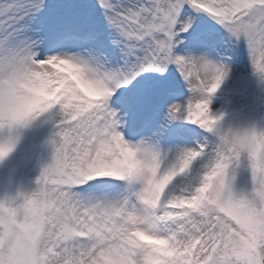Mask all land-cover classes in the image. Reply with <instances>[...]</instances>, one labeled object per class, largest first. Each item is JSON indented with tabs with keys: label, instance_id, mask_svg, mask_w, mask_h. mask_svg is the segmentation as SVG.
<instances>
[{
	"label": "snow or ice",
	"instance_id": "1",
	"mask_svg": "<svg viewBox=\"0 0 264 264\" xmlns=\"http://www.w3.org/2000/svg\"><path fill=\"white\" fill-rule=\"evenodd\" d=\"M0 264H264V0H0Z\"/></svg>",
	"mask_w": 264,
	"mask_h": 264
}]
</instances>
